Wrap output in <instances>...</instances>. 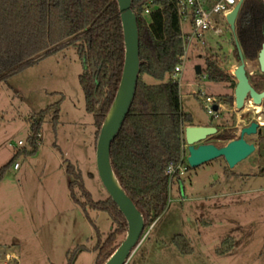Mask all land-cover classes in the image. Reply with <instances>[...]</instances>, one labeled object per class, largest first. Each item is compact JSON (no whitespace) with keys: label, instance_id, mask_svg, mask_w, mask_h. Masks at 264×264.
<instances>
[{"label":"rangeland","instance_id":"374dc122","mask_svg":"<svg viewBox=\"0 0 264 264\" xmlns=\"http://www.w3.org/2000/svg\"><path fill=\"white\" fill-rule=\"evenodd\" d=\"M216 19L221 33L208 30L195 39L175 78L182 111L195 126L212 125L220 132L238 134L257 122L258 133L246 136L257 145L256 151L234 168L218 158L190 167L179 174L180 180L173 178L165 212L143 235L128 264H264V104L255 107L247 102L239 111L235 78L233 83H212L205 73L195 72L197 66L205 72L211 56L233 77L240 65L233 32L221 17ZM182 29L190 33L192 27L187 21ZM245 63L251 81L261 87L258 60ZM83 72L76 49L66 47L0 81V170L18 151L31 150L30 117L63 100L57 128L47 116L37 152L19 156V168L11 166L0 180V264H68L80 247L86 250L74 264H95L97 230L105 238L115 229L107 213L85 211L69 189L66 169L73 165L95 201L108 198L97 171L95 120L86 111L79 83ZM143 79L158 83L150 76ZM206 98L223 103L216 118L208 113ZM187 159L186 152L189 166ZM75 193L84 201L78 189ZM179 235L189 241L191 253H182L175 244Z\"/></svg>","mask_w":264,"mask_h":264},{"label":"trees","instance_id":"16d2710c","mask_svg":"<svg viewBox=\"0 0 264 264\" xmlns=\"http://www.w3.org/2000/svg\"><path fill=\"white\" fill-rule=\"evenodd\" d=\"M132 7L139 28L140 76L133 104L112 143L110 160L122 189L144 218L145 235L168 206L172 180L168 170L185 164L184 128L194 124L191 116L182 111L180 85L175 80V69L183 62L185 53L176 1L132 0ZM234 36L246 60L258 58L264 43V0L243 1ZM66 47H74L84 65L79 83L86 111L95 120L97 141L116 98L124 68V33L117 0H0V81ZM235 53L238 55L237 49ZM203 73L212 83L234 82V77L216 57L206 60ZM144 76L158 83L147 84ZM261 80L264 86V77ZM62 101L30 117L31 150L18 151L1 168L0 180L8 168L15 166L19 156L37 152L47 116H51L57 128ZM212 139L227 143L234 137L225 130ZM262 153L263 149H259V154ZM66 172L71 177V197L85 211L89 208L107 213L115 225L105 238L97 230L93 248L95 264H105L121 245L117 242L119 236L127 233L125 217L109 196L95 201L73 165L67 166ZM175 177L180 180L179 173ZM76 189L84 201L77 198ZM174 242L182 253L192 252L185 237L176 236ZM85 250L80 247L72 253L68 264H74Z\"/></svg>","mask_w":264,"mask_h":264},{"label":"water","instance_id":"95a60500","mask_svg":"<svg viewBox=\"0 0 264 264\" xmlns=\"http://www.w3.org/2000/svg\"><path fill=\"white\" fill-rule=\"evenodd\" d=\"M243 1L244 0H241L226 17L227 24L234 35L236 31V21ZM117 2L124 33V68L116 98L105 118L97 140L96 165L99 178L108 196L125 217L127 235L105 264H128L143 240V232L145 229V222L142 214L122 189L112 170L110 160L112 143L122 128L136 95L141 65L139 28L137 16L132 7V0H117ZM236 46L240 58V65L234 72L237 80L235 88L236 108L237 110L244 109L245 102L248 98L253 101L255 106H261L264 102V91L258 92L250 84L246 71L245 59L237 41ZM258 62L260 70L264 74V44L259 53ZM195 72L198 76H201L202 67L197 66ZM214 110L217 111L218 107L215 106ZM112 111L113 113L109 118ZM259 127L257 122H253L250 126L242 129L241 137L238 140H233L222 147H218L214 144L205 143L209 137L217 134L218 130L216 127L187 126L184 130V136L188 145L187 161L189 166L198 167L211 160L224 158L229 167L234 168L256 151L255 145L248 143L245 140V136L256 135Z\"/></svg>","mask_w":264,"mask_h":264},{"label":"built area","instance_id":"2783aa9c","mask_svg":"<svg viewBox=\"0 0 264 264\" xmlns=\"http://www.w3.org/2000/svg\"><path fill=\"white\" fill-rule=\"evenodd\" d=\"M177 3L178 15L181 23L189 22L192 30L190 33H183V40L185 43V53L182 57L183 62L175 69V78H177L182 72L183 65L191 43L195 39H201L203 33L208 30H213L216 34H220V24L216 17L221 19L227 24L226 17L233 11L236 5L241 0H175ZM206 109L208 113L215 116L218 111L214 110V101L211 98L205 99ZM186 128V127H185ZM184 128V130H185ZM24 143L19 142V146H23ZM184 154L183 157L186 159V152L188 153V145L185 141L184 136ZM15 169L19 168L16 163ZM187 170V166L180 163L177 167H171L168 170V174L173 179L176 173L183 174Z\"/></svg>","mask_w":264,"mask_h":264},{"label":"flooded vegetation","instance_id":"af4514ba","mask_svg":"<svg viewBox=\"0 0 264 264\" xmlns=\"http://www.w3.org/2000/svg\"><path fill=\"white\" fill-rule=\"evenodd\" d=\"M234 35V34H233ZM235 37V36H234ZM264 44V43H263ZM263 44H262V47H263ZM235 49H237V46H236V44L234 45V52H235ZM261 50H262V48H261ZM260 50V51H261ZM237 52H238V49H237ZM260 53V52H259ZM259 53H258V57H259ZM238 55V59H239V61H240V58H239V53H237ZM245 59V58H244ZM246 60V59H245ZM257 60H258V58H257ZM259 63V62H258ZM260 67V66H259ZM238 68V67H237ZM236 68V69H237ZM247 71V70H246ZM261 71V70H260ZM235 72V71H234ZM262 73V72H261ZM247 75H248V73H247ZM262 77H264V74L262 73ZM234 78H235V75H234ZM248 78H249V81H250V84L252 85V87L255 89V90H257L258 92H262V91H264V86L263 87H260L259 86V90L258 89H256V85H259V84H256L255 82H252L251 81V79H250V77H249V75H248ZM236 79V78H235ZM234 79V80H235ZM237 85V84H236ZM236 85H235V88H236ZM263 89V90H262ZM234 97H235V90H234ZM247 102H249L250 103V105H252V106H255L254 104H253V101L250 99V98H248L247 100H246V102H245V105H246V103ZM215 104H214V107L215 106H217L218 107V110L217 111H220L221 109L223 110V103L221 102V101H219V102H214ZM264 104V102L262 103V105ZM261 105V106H262ZM235 107H236V104H235ZM245 107V106H244ZM255 107H257V106H255ZM259 107V106H258ZM237 109V108H236ZM243 110V109H242ZM240 111V110H239ZM212 126V125H211ZM250 126V125H249ZM248 127V126H247ZM245 128V127H244ZM243 129V128H242ZM242 129H240V131H239V133L238 134H236V133H232V132H230V134L234 137V139H232L231 141H233V140H238L240 137H241V133H242ZM259 129H260V127H259ZM258 129V130H259ZM218 130V132H217V134L216 135H214V136H211V137H209L207 140H206V144H214V145H216V146H218V147H222V146H224L225 144H228L229 142H227V143H222L221 141H214L212 138L213 137H215V136H217V135H220V134H223L224 132H225V130H228V129H225L224 131H222V132H220V130L219 129H217ZM247 136V135H246ZM246 136H245V140H246ZM253 136V135H252ZM230 141V142H231ZM247 141V140H246ZM248 142V141H247ZM249 143V142H248ZM222 144H224V145H222ZM250 144H252V143H250ZM257 145L255 144V147H256Z\"/></svg>","mask_w":264,"mask_h":264},{"label":"crops","instance_id":"0c3cea01","mask_svg":"<svg viewBox=\"0 0 264 264\" xmlns=\"http://www.w3.org/2000/svg\"><path fill=\"white\" fill-rule=\"evenodd\" d=\"M190 26H191V25H190ZM182 32H183V33H185V34H187V33H188V32H184V31H183V29H182ZM14 169H15V168H14Z\"/></svg>","mask_w":264,"mask_h":264},{"label":"bare ground","instance_id":"6f19581e","mask_svg":"<svg viewBox=\"0 0 264 264\" xmlns=\"http://www.w3.org/2000/svg\"><path fill=\"white\" fill-rule=\"evenodd\" d=\"M257 110H258V109H257ZM113 111H114V110H113ZM113 111L111 112V114H110L109 118L111 117V115H112Z\"/></svg>","mask_w":264,"mask_h":264}]
</instances>
